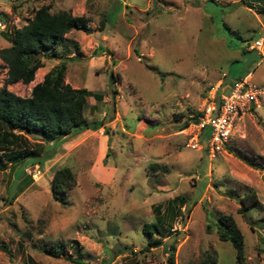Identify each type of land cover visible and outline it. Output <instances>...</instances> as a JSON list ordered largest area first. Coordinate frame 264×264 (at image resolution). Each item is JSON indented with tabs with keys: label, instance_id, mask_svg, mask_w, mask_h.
<instances>
[{
	"label": "rangeland",
	"instance_id": "obj_1",
	"mask_svg": "<svg viewBox=\"0 0 264 264\" xmlns=\"http://www.w3.org/2000/svg\"><path fill=\"white\" fill-rule=\"evenodd\" d=\"M43 5L88 17L90 29L67 33L61 59L41 57L33 81L8 88L29 96L64 61L65 82L101 99L87 100L90 127L48 143L28 136L32 147L43 145L41 155L53 152L37 170L24 161L0 169V264L28 256L39 264H170V243L174 264H238L217 235L220 214L243 234L244 264H264V44L263 53L251 48L264 39V0H0V49ZM6 71L0 58V87ZM245 74L262 92L254 113L216 158L189 147L197 132L189 119ZM63 166L74 175L67 204L50 191ZM174 197L185 204L172 234L144 233L156 207L163 212Z\"/></svg>",
	"mask_w": 264,
	"mask_h": 264
},
{
	"label": "trees",
	"instance_id": "obj_2",
	"mask_svg": "<svg viewBox=\"0 0 264 264\" xmlns=\"http://www.w3.org/2000/svg\"><path fill=\"white\" fill-rule=\"evenodd\" d=\"M223 25L230 31L226 23ZM89 29L88 17L74 15L65 9L50 11L43 5L33 12L25 24L10 31V44L0 49V58L7 67L5 82L0 87V169H6L7 164L15 165L23 161L25 165L42 164L45 159L52 157L53 152L40 154V151H43L41 143L32 147L29 135L39 136L48 143L66 137L76 129L90 127L84 113L87 100L89 97L100 100L101 95L85 87L74 88L66 83L64 61L49 70L42 81L33 85L29 96H20L8 88L17 82L28 84L33 81L36 70L43 66L41 57L61 59L63 53L59 52L58 46L63 44L67 33L72 30L88 32ZM230 33L240 38L237 33ZM112 77L113 81L116 80V77ZM189 120L197 122L198 118L191 117ZM190 121H185L182 128L188 126ZM99 126L96 123L92 128ZM157 166L153 164L152 168ZM73 183L74 175L70 167L56 169L50 181L52 197L61 204H67V191ZM249 199L257 202L254 193L249 194ZM183 204L185 201L182 197H174L167 202L163 212L158 205L155 221L145 223L143 232L150 236L157 234L159 237L172 234L175 220L183 215ZM246 208L248 206L243 204L240 211L245 212ZM216 232L220 240L230 242L235 250L237 263L244 264L243 234L233 217L218 215ZM73 242L77 244L76 241ZM159 244V241H148L147 247ZM53 247L57 253L65 251L62 242H56ZM0 249L7 251L6 244L0 243ZM169 249L171 252L168 259L170 264H174L173 243H170ZM46 250L49 251L47 248ZM23 264L39 263L28 256ZM206 264H213L211 257H208Z\"/></svg>",
	"mask_w": 264,
	"mask_h": 264
},
{
	"label": "built area",
	"instance_id": "obj_3",
	"mask_svg": "<svg viewBox=\"0 0 264 264\" xmlns=\"http://www.w3.org/2000/svg\"><path fill=\"white\" fill-rule=\"evenodd\" d=\"M1 24L0 21V26ZM263 44V37H259L251 44V48L263 53ZM261 93L246 76L231 83L227 93H219L205 104L198 121L194 123L197 132L189 139L187 145L191 148H204L210 159L216 158L225 150L236 125L247 115L254 113V107L259 105ZM30 167L32 169H29V172L38 169L36 165Z\"/></svg>",
	"mask_w": 264,
	"mask_h": 264
},
{
	"label": "crops",
	"instance_id": "obj_4",
	"mask_svg": "<svg viewBox=\"0 0 264 264\" xmlns=\"http://www.w3.org/2000/svg\"><path fill=\"white\" fill-rule=\"evenodd\" d=\"M28 164H30V163H28ZM35 165V164H34Z\"/></svg>",
	"mask_w": 264,
	"mask_h": 264
}]
</instances>
